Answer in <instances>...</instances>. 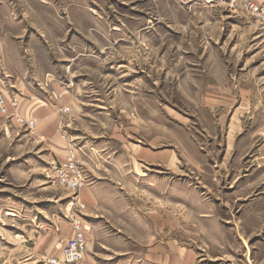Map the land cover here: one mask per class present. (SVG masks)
<instances>
[{
	"label": "rangeland",
	"instance_id": "374dc122",
	"mask_svg": "<svg viewBox=\"0 0 264 264\" xmlns=\"http://www.w3.org/2000/svg\"><path fill=\"white\" fill-rule=\"evenodd\" d=\"M251 5L264 1L0 0V264H53L75 221L88 245L82 194L103 159L101 264H264V21ZM32 101V115L59 114L57 156L20 112ZM140 151L174 167L135 176ZM70 158L80 191L53 178Z\"/></svg>",
	"mask_w": 264,
	"mask_h": 264
},
{
	"label": "crops",
	"instance_id": "0c3cea01",
	"mask_svg": "<svg viewBox=\"0 0 264 264\" xmlns=\"http://www.w3.org/2000/svg\"><path fill=\"white\" fill-rule=\"evenodd\" d=\"M258 1H264V0H258ZM73 100H77L74 99ZM33 101L29 103H24L22 105L23 108L20 109V112L22 115L27 118H30L34 116L39 120V123L37 125V130L39 133L47 135L48 139L52 143H50L49 149H54L51 153V157L54 155H58L57 152L61 149H63V144L60 142V139L58 138L57 134V127H58V122H59V114L50 112L49 110H46L47 106H41L38 103L35 104L33 107L35 108V113L32 115L31 113L34 112L32 110ZM32 110V111H31ZM61 148V149H60ZM263 148V147H261ZM260 148V149H261ZM253 149V148H252ZM256 150V152H251L253 155L250 156L253 162L256 160V154H258L259 150ZM64 150V149H63ZM65 151V150H64ZM263 154H264V149H263ZM138 158H135L134 164L138 167L137 171H135V176H142V175H148V173H144V170H142L143 165H146L145 168H147L148 165H157L159 166H164L167 168H172L174 167V158L173 154L169 153L168 151H162L160 153L149 151V152H143L140 151L139 155L137 156ZM250 159V160H251ZM249 160V162H250ZM114 162H118L116 160H112ZM105 162H108L107 160L103 159V164ZM101 165V169H97L94 171V176L92 177V181L89 184V189L83 192V196L89 200V243H88V250H87V255L89 256V261L88 264H101L102 259L98 257V253H96V256L94 255V252H92V246L94 244H98L100 246L102 245V242L106 239L105 234H106V225L108 223L106 214H109V211L107 210L106 207H104L102 204L103 197L107 196V194H104L103 191L107 186L105 183L107 182V177H105V173L108 170L106 167ZM93 169L97 167H92ZM99 168V167H98ZM106 170H104V169ZM44 169V168H43ZM143 172V173H142ZM48 178L49 177V170L47 174ZM92 253V254H91ZM87 262V261H86Z\"/></svg>",
	"mask_w": 264,
	"mask_h": 264
},
{
	"label": "built area",
	"instance_id": "2783aa9c",
	"mask_svg": "<svg viewBox=\"0 0 264 264\" xmlns=\"http://www.w3.org/2000/svg\"><path fill=\"white\" fill-rule=\"evenodd\" d=\"M251 8L259 11L260 17L264 21V5L259 7L251 5ZM7 111L5 100L0 95V112L7 113ZM53 174L54 181L72 191H80L87 185V179L74 158H70L63 165H54ZM73 229L75 231L74 238L66 244L60 258L51 260L53 264H81L84 260L88 245L83 225L80 221H75Z\"/></svg>",
	"mask_w": 264,
	"mask_h": 264
}]
</instances>
